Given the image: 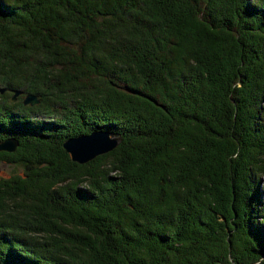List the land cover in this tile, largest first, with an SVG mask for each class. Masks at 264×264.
<instances>
[{
    "label": "trees",
    "instance_id": "16d2710c",
    "mask_svg": "<svg viewBox=\"0 0 264 264\" xmlns=\"http://www.w3.org/2000/svg\"><path fill=\"white\" fill-rule=\"evenodd\" d=\"M4 87L0 264H264V0H0Z\"/></svg>",
    "mask_w": 264,
    "mask_h": 264
},
{
    "label": "water",
    "instance_id": "95a60500",
    "mask_svg": "<svg viewBox=\"0 0 264 264\" xmlns=\"http://www.w3.org/2000/svg\"><path fill=\"white\" fill-rule=\"evenodd\" d=\"M8 88H0V94H3ZM11 102H14L22 90L11 91ZM40 102L36 94H28L23 98L24 106L38 105ZM120 142L119 136L115 132L103 131L98 129L93 133L83 134L78 137H70L63 143V149L69 154L72 160L77 164H82L94 160L97 155L109 153ZM18 141L12 138H6L0 143V152L7 151L12 153L15 151Z\"/></svg>",
    "mask_w": 264,
    "mask_h": 264
},
{
    "label": "rangeland",
    "instance_id": "374dc122",
    "mask_svg": "<svg viewBox=\"0 0 264 264\" xmlns=\"http://www.w3.org/2000/svg\"><path fill=\"white\" fill-rule=\"evenodd\" d=\"M12 139H15L18 141L17 138H12ZM19 143V142H18ZM18 146V144H17ZM16 146V147H17ZM16 149V148H15ZM14 173H19L21 174V169L20 167H17V166H12V165H8L6 164L5 161H0V177H6V178H9L11 177L12 175H14Z\"/></svg>",
    "mask_w": 264,
    "mask_h": 264
}]
</instances>
